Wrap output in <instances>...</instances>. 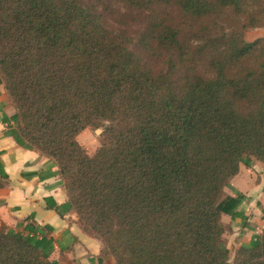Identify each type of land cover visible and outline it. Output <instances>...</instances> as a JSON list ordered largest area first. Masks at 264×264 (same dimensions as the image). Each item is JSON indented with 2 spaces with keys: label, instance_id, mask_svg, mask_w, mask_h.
<instances>
[{
  "label": "trees",
  "instance_id": "trees-1",
  "mask_svg": "<svg viewBox=\"0 0 264 264\" xmlns=\"http://www.w3.org/2000/svg\"><path fill=\"white\" fill-rule=\"evenodd\" d=\"M263 3L0 0V83L19 120L8 133L58 165L67 207L115 264H230L222 216L244 217L243 194L224 188L241 163L264 164V37L243 38L264 26ZM133 11H150L139 43L154 64L106 19ZM230 12L245 21L213 34ZM206 55L210 76L190 67ZM105 121L90 154L78 135ZM51 231L33 216L0 227V264H63ZM233 264H264V232Z\"/></svg>",
  "mask_w": 264,
  "mask_h": 264
},
{
  "label": "crops",
  "instance_id": "crops-1",
  "mask_svg": "<svg viewBox=\"0 0 264 264\" xmlns=\"http://www.w3.org/2000/svg\"><path fill=\"white\" fill-rule=\"evenodd\" d=\"M14 113L4 83H0V161L8 175H0V227H15L33 216L36 223L52 227L51 259L67 264H113L100 258L101 241L86 233L76 211L67 207L68 194L58 165L8 133L15 128ZM4 116L9 119L4 121Z\"/></svg>",
  "mask_w": 264,
  "mask_h": 264
},
{
  "label": "rangeland",
  "instance_id": "rangeland-1",
  "mask_svg": "<svg viewBox=\"0 0 264 264\" xmlns=\"http://www.w3.org/2000/svg\"><path fill=\"white\" fill-rule=\"evenodd\" d=\"M112 4L119 11H125L126 7L122 4L116 2H112ZM256 9L263 10L264 3L257 4ZM159 10L165 11L162 8H159ZM149 12L150 11H146V13ZM146 13L142 14L139 11H133L131 13L126 12L127 15L121 17V22H117L114 20V16L109 14H107L106 19L113 28L124 31L131 39L132 43L130 48L134 52L148 58V60L154 64V57H152L148 51L143 49L139 43L144 31L147 29ZM230 14L231 15H227L217 22H209V27L213 34L217 35L223 34L226 31L230 32L233 26L239 28L242 22L245 21L243 17L237 18L236 16H232L233 14L231 12ZM201 25L202 24H199L198 26ZM260 37H264V26L249 27L243 33V38L247 41H253ZM190 43L194 46L198 44V40L191 38ZM208 58L209 56L207 55L202 57L197 56L195 61L191 63L190 67L195 68L197 74L210 76L212 70L208 66ZM165 63L166 59L163 57L162 61L155 63V65L158 64L162 67ZM8 98L16 113L17 109L9 95ZM14 124L16 128L19 124V120L14 119ZM107 124L108 121H105L98 127H86L78 135L79 142L87 149L88 153L93 154L106 141L105 127ZM238 192L243 194V201L239 208L242 210L244 217L232 219L228 214L222 216V222L225 226L223 240L226 246L230 249V264L234 263L242 244L250 242L255 236L264 232V164L261 160L253 157L250 166L241 163L239 172L230 178L228 185L224 188L222 197L237 195ZM102 248L103 243L101 250ZM101 250L99 254L100 258H104L107 263L113 262V264H115L116 261L114 256L108 253H101Z\"/></svg>",
  "mask_w": 264,
  "mask_h": 264
}]
</instances>
